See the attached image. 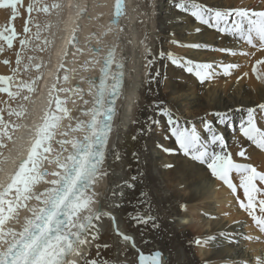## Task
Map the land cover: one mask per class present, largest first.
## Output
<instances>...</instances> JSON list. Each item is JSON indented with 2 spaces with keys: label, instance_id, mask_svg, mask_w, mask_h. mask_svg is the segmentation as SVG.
I'll return each mask as SVG.
<instances>
[{
  "label": "bare ground",
  "instance_id": "bare-ground-1",
  "mask_svg": "<svg viewBox=\"0 0 264 264\" xmlns=\"http://www.w3.org/2000/svg\"><path fill=\"white\" fill-rule=\"evenodd\" d=\"M0 2L4 76L17 52L26 3ZM98 2L85 1L88 11L81 0L50 3L43 30L44 41L51 37L50 49L45 57V41L34 54L32 61L43 62L42 70L0 154V251L61 187L78 142L86 136L92 140L105 109L104 104L95 128L87 131L97 98L95 78L107 51L114 50L108 80L120 64L125 83L103 148L104 167L75 196L70 236L62 239L71 243L80 222L95 217L64 264H264V0H172L176 7L164 0H106V10L96 8ZM231 3L242 19L230 29L197 13L227 10ZM221 24L219 31L228 34L217 36ZM165 45L180 56L165 59ZM175 61H184V67L177 70ZM218 65L220 72L213 68L212 75L218 83L202 88L201 77ZM237 74L240 80L231 87L229 79ZM4 86L0 81V101ZM198 88L205 92L204 102L195 95ZM190 109L214 115L217 123L195 133L193 141L183 140V151L160 142L162 119L193 125L196 121L187 118L188 123L177 122ZM236 116L242 121L224 137V119ZM251 188L258 193L252 195Z\"/></svg>",
  "mask_w": 264,
  "mask_h": 264
},
{
  "label": "rangeland",
  "instance_id": "rangeland-1",
  "mask_svg": "<svg viewBox=\"0 0 264 264\" xmlns=\"http://www.w3.org/2000/svg\"><path fill=\"white\" fill-rule=\"evenodd\" d=\"M20 1H22L21 3H26V6L23 7V10H21L23 17H24V20L20 19L21 20V32L22 33L20 35H18V37H17V45H16V49H15V51H17V52H15L16 53L15 56L13 55V58H14L13 63L10 64L12 67L10 70V73L8 75H4V76L0 75V81H2L5 85L4 86L5 92L3 94L4 98L2 97V100L0 101V105H1V108H0V127L1 128L3 127V129L0 128L1 129L0 130V154L4 150V148L6 147L7 142L10 138L9 132L12 130V127L14 125H16V123L19 122V120L22 116L21 109L24 105L25 97L27 94L32 92L31 89H32L34 83H36V80L38 79L40 71L42 70L43 62L40 63V61H39L40 64H37L38 62L32 61L34 54L41 51V48H42L41 43H44L46 41L47 44L45 43V46H44V53H45V57H46V55L48 54V51L50 49V43H51V37H48V42H47V40L44 41L45 36L43 35V30H44L45 25L47 24V22L50 19L49 18L50 11H51L50 3L53 0H41V2H40V0H18L19 4H20ZM85 1L87 3V0H81L82 3H84ZM98 1H99L98 5H96L95 7L96 8L100 7L99 10H106V5L104 4V1H106V0H103V1L98 0ZM171 1L172 0H170V1L164 0V2L166 4H171L170 7H172L173 3ZM222 2L225 3L226 0H222ZM0 3H2V2H0ZM39 4H40V6H39ZM83 6H85L87 9V5L85 3L83 4ZM176 6H179V5H176V4L173 5V7H176ZM230 6L231 7H229L227 10H222V11L218 10V9H214V13H210V14L208 12H205L202 10H198L197 13L201 18H204L206 20L209 17L213 16L214 19H216L218 22L224 21L225 23L223 25V28L224 29L225 28L230 29V27L232 25L237 26V23L242 19V17L237 12V10L232 5V3L230 4ZM87 11H88V9H87ZM173 11L170 10V12H173ZM176 11L180 12L181 10L177 9ZM234 13H235V15H234ZM226 17H227V19L225 20ZM237 19H239V20L237 21ZM82 24H83L82 27H87V25H88L87 20H83ZM221 28H222V24L217 25V29L214 30L215 33L217 32L216 33L217 36L227 35L228 30L226 29V31H219ZM229 34H230V32H229ZM40 46H41V48H40ZM168 46L169 45H167V47ZM167 47H166V45L164 46L165 51H167V49L169 51L167 53V55H165V59H169L170 54H174V56H180L178 54V51H174V49L172 47H170V48H167ZM177 47L180 48L179 45H177ZM184 47H185V45H184ZM218 53H219L218 50L213 51L214 55L218 54ZM248 55L250 56L249 59H251L248 62V64H249L252 62L253 58L251 57V54H248ZM6 56H8V55H6ZM184 65H185L184 61L183 62H180V61L174 62V67L177 70H180L182 67H184ZM219 66L220 65L212 67L211 70L206 71L207 73L204 77H201L200 83L203 84L202 88L204 87V89L207 88V90H208L209 87H211V85H213V83H218V81L217 82L214 81V79L212 78V75L217 73L216 71H213V68H216L220 72ZM238 68L242 69V66H240ZM238 68L232 74H235L237 72L239 73ZM130 71L132 73V69ZM185 71H186V68H185ZM209 71H211V72H209ZM232 74H230V73L228 75L222 74V76H225L227 78L229 76H232ZM5 76H7V77L5 78ZM222 76H221V78H222ZM236 76H238V74L234 75V78ZM221 78L219 79V81L222 80ZM234 78L229 79V81H230L229 84L231 87H233L234 83L237 84L240 80V78H235V79ZM223 79H224V77H223ZM15 80L17 82H14ZM241 86L243 88H245V90H246L245 84H242ZM202 88H198V90L195 92L196 93L195 95H197L198 100H200L201 102H204L203 99H205L204 96H206V95H203V94H205V92H204V90H202ZM261 91H262V95H264V90L262 88H261ZM229 93H231V92H229ZM247 93H250V91L247 90ZM200 97H204V98H200ZM256 108H258V106H256ZM196 110L190 109L189 113L188 112L183 113L182 114V118H183L182 120L178 119L180 117L177 118V122H179V121L182 122L184 120V123H188V121H187L188 119H192L193 121H196V123L193 125L186 124L187 127H181V125H179L178 123L175 124L174 121H171V122L167 121L166 122L163 118L161 121V124L163 126H166L165 131L163 132L164 138H160L161 139L160 140L159 135H158L157 136L158 141L160 140V142L163 143V141L165 139L166 141H169V144L171 147H175V146L177 147L178 146L182 150L183 149V146H182L183 140L185 142L188 141L189 139L191 141H193L195 139V133H197V132L206 133V132H208V129H211L212 127H214V124L217 123V121H216L217 117H215L212 114L211 115L205 114L202 111H200L199 109H196ZM196 112H198V113H196ZM200 113H202V114H200ZM186 118H187V120L185 121ZM238 119H239V121H242V117H239V116H236L232 119L231 118H225L224 119L223 124L221 125V127L223 129V136L224 137L228 134L227 132H229V130H232V127H234V125L238 122ZM240 124L242 125V122ZM247 126L249 127L250 124H246L245 126H243L242 129H240L241 131L235 130L233 133L234 138L237 139V138L241 137V133L247 128ZM225 129H226V131H225ZM219 133H220L221 138H222V131H220ZM220 135L217 134V135H215V137L220 136ZM230 145L232 146V144H230ZM230 145H229V147H230ZM160 147L163 148V146H161V144H160ZM225 149L227 150V152H228V150H230V148L228 149L227 146L225 147ZM169 152L170 151L167 149H164L162 151V153H164L166 155H169ZM215 152L216 151H214V153ZM212 153H213V151H212ZM212 160H213L212 157L207 159V162H209L207 165L212 164L213 163ZM257 193L258 192L256 190H253V189L251 190L252 195H256ZM23 203H24V201H23ZM6 207H7V205H5L3 207V210H5ZM202 210L203 209L201 208L200 212ZM196 212H198V211H196ZM189 232L194 233V230L191 231V229H190ZM193 255L196 257L197 254H194V252H193Z\"/></svg>",
  "mask_w": 264,
  "mask_h": 264
},
{
  "label": "water",
  "instance_id": "water-1",
  "mask_svg": "<svg viewBox=\"0 0 264 264\" xmlns=\"http://www.w3.org/2000/svg\"><path fill=\"white\" fill-rule=\"evenodd\" d=\"M112 22L116 24V9L114 11ZM114 54V50H108L106 55L103 58V67L99 72V76L95 78L97 81L96 87V112L94 116V125L95 128L96 125V119L98 112L102 109L103 105L105 104V109L102 112V115L100 116L99 122L97 124L96 132L93 136V140H106L108 133L111 130V119L113 117V111H114V105L115 101L120 95L121 88L123 85V66L120 64H117L114 68L115 74H111L110 81L108 80L109 74L112 71V64L113 59L112 56ZM109 84L112 85V88L109 89V91L106 93V90L109 86ZM104 143V142H103ZM94 153H97V150H93ZM76 199V198H75Z\"/></svg>",
  "mask_w": 264,
  "mask_h": 264
}]
</instances>
